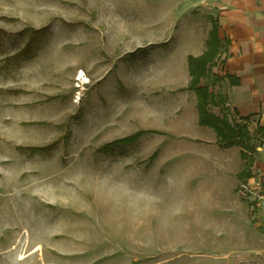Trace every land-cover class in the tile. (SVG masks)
<instances>
[{"label":"rangeland","instance_id":"1","mask_svg":"<svg viewBox=\"0 0 264 264\" xmlns=\"http://www.w3.org/2000/svg\"><path fill=\"white\" fill-rule=\"evenodd\" d=\"M183 8L0 0V264H264V214L239 178L263 172L264 133L247 121L245 160L215 145L226 174L191 153L213 132L171 44L203 21Z\"/></svg>","mask_w":264,"mask_h":264},{"label":"crops","instance_id":"2","mask_svg":"<svg viewBox=\"0 0 264 264\" xmlns=\"http://www.w3.org/2000/svg\"><path fill=\"white\" fill-rule=\"evenodd\" d=\"M171 3L176 5L177 11L184 9V3L187 5L188 21L192 16L196 21L203 20L202 23L195 24V27H190L187 23L186 26L180 25L174 30L175 38L171 44L186 47V65L188 56L198 57L205 50L208 33L212 24H215L219 39L227 41L228 45L217 58L223 62V70L216 71L214 68L213 71L218 75L226 73L239 80L237 86L227 89L226 106L238 123L248 119L257 126L264 127V0H171ZM187 30L190 33L185 39L183 35ZM213 114L221 116L220 111ZM200 131L204 133L203 138L194 137L196 142L191 148L194 145L199 146L197 151L201 152L191 153L209 160V164H214L217 169H224L226 174L234 160L230 163L224 157L218 156L213 131V134L205 130ZM195 158L198 159L195 156L191 160L194 162H189V170L205 171ZM195 163L198 165L197 171L191 166ZM257 176L264 179V170L252 177ZM258 211L264 214V208Z\"/></svg>","mask_w":264,"mask_h":264},{"label":"trees","instance_id":"3","mask_svg":"<svg viewBox=\"0 0 264 264\" xmlns=\"http://www.w3.org/2000/svg\"><path fill=\"white\" fill-rule=\"evenodd\" d=\"M228 42L219 39L217 34V26L212 24L208 33L206 47L202 54L198 57H187V72L189 81L186 90L194 93L195 109L197 112V124L200 127L211 129L216 138V144L221 149H230L239 147L240 157L244 159L246 153L253 150L249 145V131L247 128L248 119L242 122L232 121L229 115L233 114L226 106V92L228 88L237 86L239 80L228 74H217V67L223 70V62L217 60L219 54L227 47ZM218 63V65H216ZM221 70V71H222ZM209 74L214 81L219 82L218 90L213 91L207 83L201 85V81L207 80ZM206 82V81H205ZM210 108H219L221 116H216L210 111ZM257 131L264 133V127L257 126ZM142 132L135 133L132 136L117 140L114 144H127L135 141ZM263 140V139H262ZM245 160V159H244ZM251 177L248 170H242L239 178L247 179Z\"/></svg>","mask_w":264,"mask_h":264},{"label":"built area","instance_id":"4","mask_svg":"<svg viewBox=\"0 0 264 264\" xmlns=\"http://www.w3.org/2000/svg\"><path fill=\"white\" fill-rule=\"evenodd\" d=\"M240 187L242 192L250 198L253 210L258 211L264 208V179L262 177H252Z\"/></svg>","mask_w":264,"mask_h":264},{"label":"bare ground","instance_id":"5","mask_svg":"<svg viewBox=\"0 0 264 264\" xmlns=\"http://www.w3.org/2000/svg\"><path fill=\"white\" fill-rule=\"evenodd\" d=\"M79 80H81L82 82L84 81V79L82 78V74H80Z\"/></svg>","mask_w":264,"mask_h":264}]
</instances>
